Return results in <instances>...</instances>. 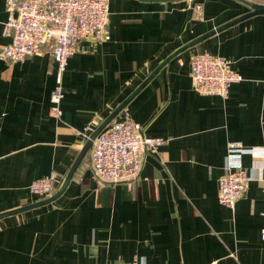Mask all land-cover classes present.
<instances>
[{
    "label": "crops",
    "instance_id": "1",
    "mask_svg": "<svg viewBox=\"0 0 264 264\" xmlns=\"http://www.w3.org/2000/svg\"><path fill=\"white\" fill-rule=\"evenodd\" d=\"M254 8L264 0H112L110 40L79 42L68 61L60 119L49 49L0 60V214L39 202L29 187L51 172L61 188L87 142L79 132L132 95L116 119L165 141L146 155L137 185L98 182L91 148L58 200L0 219V264H264V13L190 47ZM7 20L0 0V50L11 42ZM201 52L243 77L227 98L194 91L190 61ZM232 142L257 153L242 157L253 179L231 209L218 195Z\"/></svg>",
    "mask_w": 264,
    "mask_h": 264
},
{
    "label": "built area",
    "instance_id": "2",
    "mask_svg": "<svg viewBox=\"0 0 264 264\" xmlns=\"http://www.w3.org/2000/svg\"><path fill=\"white\" fill-rule=\"evenodd\" d=\"M112 0H6L8 20L6 31L11 39L0 50V60L7 63L24 62L49 49L57 65V86L51 94V114L62 116L63 74L69 59L78 51L79 42L110 40L107 29ZM202 13V5L194 9ZM190 76L194 91L201 96L227 98L230 88L243 81L232 69V63L208 52L194 54L190 61ZM97 126L84 128L80 135L85 141ZM163 139L145 135L142 124L130 119H114L93 141L90 153L91 171L103 184L137 185L145 157L164 144ZM257 150L240 143L228 145V153L219 181L218 201L222 206L234 208L245 195L253 170L248 172L242 164L243 155L254 156ZM62 180L56 172L35 180L29 187L40 202L57 193ZM264 189V176L261 179ZM264 240V231L262 233ZM130 264H148L145 258H135Z\"/></svg>",
    "mask_w": 264,
    "mask_h": 264
},
{
    "label": "water",
    "instance_id": "3",
    "mask_svg": "<svg viewBox=\"0 0 264 264\" xmlns=\"http://www.w3.org/2000/svg\"><path fill=\"white\" fill-rule=\"evenodd\" d=\"M142 1L167 3V2H175V1H180V0H142ZM262 13H264V8H254V11L251 12L250 14H247V15L239 18V19H236V20L230 22L229 24H227V25H225L223 27H220V28L210 32L209 34H207L204 37L200 38L196 42H193L192 44H190V47L193 46L194 44H196V43H198V42H200V41H202V40H204V39H206V38L218 33V32H221V31L225 30L226 28H229L230 26H232V25H234V24H236V23H238V22H240L242 20L247 19L248 17L255 16V15H258V14H262ZM147 83H148V81L144 82L142 84V86L137 90V92L140 91V89H142ZM133 96L134 95L130 96L118 108H116V110H114V112H112V114L106 120H104L102 122V124L93 132V134L90 136V139L87 140L84 148L80 152V154H79L78 158L76 159L74 165L72 166V168H71L68 176L66 177L62 187L60 188V190L56 194H54L52 197H50V198H48L46 200H43V201H40V202H36L34 204H31L29 206H25V207L17 209V210H13V211H9V212H5L3 214H0V219L5 218V217H9V216H12V215L20 214L22 212H26L28 210L35 209V208H38V207H42V206H45V205H49V204L55 202L56 200H58L63 195V193L65 192L67 187L69 186L74 174L76 173V171L80 167L81 162L85 158L86 154L92 148L93 141L97 138V136L100 134V132L107 125H109L114 119H116V117L124 110V108L130 102V100L132 99Z\"/></svg>",
    "mask_w": 264,
    "mask_h": 264
}]
</instances>
